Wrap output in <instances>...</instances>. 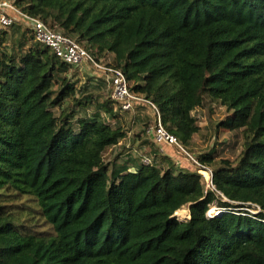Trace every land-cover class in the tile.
Here are the masks:
<instances>
[{
    "label": "trees",
    "instance_id": "trees-1",
    "mask_svg": "<svg viewBox=\"0 0 264 264\" xmlns=\"http://www.w3.org/2000/svg\"><path fill=\"white\" fill-rule=\"evenodd\" d=\"M8 1L120 70L156 111H122L91 68L80 85L21 19L0 27V264H264V0ZM206 100L242 138L232 161L197 157L212 189L153 141V155L104 162L126 137L118 114L149 107L188 147Z\"/></svg>",
    "mask_w": 264,
    "mask_h": 264
},
{
    "label": "rangeland",
    "instance_id": "rangeland-1",
    "mask_svg": "<svg viewBox=\"0 0 264 264\" xmlns=\"http://www.w3.org/2000/svg\"><path fill=\"white\" fill-rule=\"evenodd\" d=\"M76 69L79 71L80 85L86 82L88 76L89 78L91 76L94 78L98 77L97 75L94 76L95 74L92 75V72L90 71L91 69L88 67L82 66ZM106 97L107 93L103 92L100 94L98 102L106 100ZM135 110L131 112L132 115ZM139 111L141 112L138 117H131V115L129 116L128 114L120 113L118 114L116 122L110 121V124L122 127L126 132V137L118 144L117 147L106 149L103 154L104 162H112L114 159L116 160V165H120L127 161L130 155L132 157H139L140 155L147 156L151 151L152 155L154 154L153 152L156 151V147L154 146L155 144H152V138L147 133V131L154 126L150 120V115L153 113V110L149 107H142ZM192 115L198 122L199 132L192 136L190 145L188 147H184V150L189 154V156H192L195 161L198 162L197 157L207 154L208 152H213L216 161L220 159H228L232 161L239 154L242 148V138L240 134L227 132L226 130L217 128L218 123L227 115L225 108L211 104L206 100L203 108L196 110L192 113ZM148 123L150 124L149 126L147 125ZM159 154L171 156V158L174 159L180 166L183 165L189 167L190 169H195L202 177L205 189L208 190L213 188L211 184L212 168L210 166H201L200 168L198 167L197 170L193 167L194 165L192 162H188L185 155L178 152L175 148H164L163 152H159ZM21 202L17 203L19 208L17 207L18 209H16V211L18 216L21 217V221L23 220L28 224L30 223V220L28 219L30 212L29 210H26L25 206L33 208V203L31 200L29 201L26 198L22 199ZM218 210L219 209L213 204L207 211L206 215H216L219 213ZM249 212L254 214L258 211L251 210ZM175 217L180 222L186 221L189 218L188 206H185L175 213ZM38 225L41 228L48 229L41 221L38 222Z\"/></svg>",
    "mask_w": 264,
    "mask_h": 264
},
{
    "label": "built area",
    "instance_id": "built-area-1",
    "mask_svg": "<svg viewBox=\"0 0 264 264\" xmlns=\"http://www.w3.org/2000/svg\"><path fill=\"white\" fill-rule=\"evenodd\" d=\"M16 19H21L31 29L34 40L39 44L48 47L51 52L64 64L73 68L82 66L91 68L94 72L106 75L110 81V96L112 100L119 104L124 112H133L138 104L150 105L155 111L156 108L142 96L133 94L128 88L124 74L113 67L99 64L82 49L75 41L64 37L58 32L49 29L39 18L30 16L15 7L8 0L0 1V27L11 26ZM152 138L159 152L164 148H175L178 152L185 155L188 162H192L197 168L201 165L184 150L177 139L165 130L159 117L157 116L156 125L147 131ZM144 164H149L148 158H143Z\"/></svg>",
    "mask_w": 264,
    "mask_h": 264
}]
</instances>
